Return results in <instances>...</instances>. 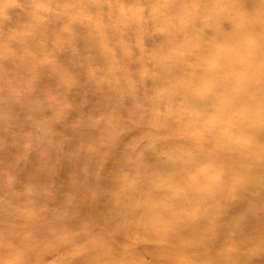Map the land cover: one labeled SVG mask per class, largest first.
Segmentation results:
<instances>
[{"label":"rangeland","instance_id":"374dc122","mask_svg":"<svg viewBox=\"0 0 264 264\" xmlns=\"http://www.w3.org/2000/svg\"><path fill=\"white\" fill-rule=\"evenodd\" d=\"M70 1L0 0V106L15 108L13 115L21 117L25 111L18 106L38 104L44 107L42 119L53 124L43 130L52 158L41 156V142L30 147L32 143L27 141L25 146L23 141V146H18L23 148L26 156L35 159V167L23 170L22 174L30 177L42 165L59 164L66 156L70 162V156L74 158L75 154L82 152H96V159L100 160L106 146L114 149L120 143H127L130 145L128 155L126 161L119 164L120 173L115 181V192L120 196L127 191V178L137 171L141 173L137 181L148 183L146 198L153 196L154 186L158 187L155 193L160 190L167 193L171 182L180 181L184 176L187 191L191 193L194 190L192 180L196 179L222 182V188H233L237 180L223 181L229 168L221 157L211 153L209 142L202 144L197 140L195 148L189 151L193 162L197 163L185 165L173 158L175 144L165 143L173 137L156 126L153 117L154 114L161 118L166 114L174 116L180 105V112L187 113L189 120L181 122L178 117L172 118V128L179 138L208 134L212 135L213 143L222 138V145L227 148H254L253 139L241 137L243 132L232 137L230 133L223 136L221 130L239 112H246V108L226 109L215 99L219 96L222 99L227 84L237 90L246 88L250 93H254V89L264 90L259 79L264 77V71L260 70L264 61L254 58L249 63L240 62L243 57L252 56L253 48L264 37V19L258 17L264 13L261 7L264 0H228L235 2L233 12L219 9L223 0H202V3L200 0V5L194 0H186L179 8H175L173 0H81L85 6L78 9L72 8ZM191 17H197L198 21L190 22L187 27L186 22ZM256 17L252 28H242L241 22L245 18ZM217 20L220 23L211 26ZM163 23L171 24V34L162 27ZM198 50L201 53L195 54ZM221 54L223 57L215 62ZM3 60L16 62L6 65ZM27 62L36 67L31 68ZM174 66L180 73L169 80L167 71ZM189 67L188 80L192 83L188 94L198 96V104L193 107L186 98L173 101L179 93L178 86L188 81L186 70ZM36 71L43 78L44 85L34 88ZM151 76L157 77L155 87L149 84ZM193 76H196L195 80ZM237 82L241 83L235 86ZM171 85L175 94L168 102ZM207 92H211L212 99L206 98ZM163 98L167 101L151 107L153 102H162ZM64 110L63 119L60 113ZM248 112L254 118L247 122V126L249 123L264 126V105L252 107ZM33 119L29 116L26 120ZM23 125L24 121H19V126L9 130L8 139L0 141V147H6L7 155H12V148L19 143L13 141L17 135L24 133L29 140L31 136L36 137ZM76 125H81V129L73 136L70 131ZM134 129L137 131L135 140L129 141ZM186 140L194 143L191 139ZM72 143H75L74 147H70ZM197 146H201V151ZM115 154L114 150L110 152L112 156ZM39 158L41 163L36 161ZM202 158L207 160L198 162ZM247 164L249 168L257 166L255 173L260 180L259 164L254 159ZM18 167L23 169L22 164ZM66 168L58 180L61 187L58 198L52 189L54 180L40 187L30 186L0 163L1 177L7 184L0 187V213H3L0 217V264H92V260L99 257L90 253L94 241L100 248L110 245L116 249V252H109L111 260L104 264H264V219L261 216L263 232L257 235L245 228L234 215H229L227 208L218 201L210 204L195 199L184 208L192 201V195L179 189L175 190V197L166 201L153 202L154 198L149 204L138 199L131 202L130 206L133 204L136 210L134 218L127 217L131 231H126L125 223L118 220L110 223L107 233L108 228L104 226H100L99 233L95 226L83 228L89 219L98 221L97 225L105 219L106 196L100 186H96L98 191H88L86 199L77 200L74 176L77 169L87 168L86 160L75 166V170ZM44 175L46 178L51 176L47 170ZM24 191L32 196L29 197L33 203L30 207L22 196ZM36 196L48 198L55 209H60L58 219L62 223L50 222L51 227L60 231L52 235L53 239H50V231L42 225L49 215L47 208L34 209L33 205L42 201ZM225 197L234 206L243 201L239 195L225 194ZM91 199L100 209L91 210ZM262 203L260 208L264 211V200ZM23 205L26 209L21 208ZM12 208L24 216V221L19 218L6 220ZM148 209L153 210V215L148 214ZM199 210L208 211L213 219H216V213L226 217L218 226L196 227L185 233L182 216ZM145 221H151L150 225L164 224L172 228L171 239L164 249L167 255L152 256L165 243L164 240L159 243L154 238L144 240L141 237L140 230ZM119 229L124 232L119 234ZM8 230L13 233L10 235ZM84 233L92 238L90 243L79 242L77 236ZM30 234L32 240L28 244L22 236ZM98 234L101 237H94ZM60 238L65 246L60 245ZM206 238L213 242H206ZM14 245H22L28 250L14 249ZM37 247H44L45 258L42 251L36 252ZM183 248L186 252L182 251ZM202 249L208 250L203 257ZM176 251L179 252L174 255ZM196 252L201 256L197 258Z\"/></svg>","mask_w":264,"mask_h":264},{"label":"bare ground","instance_id":"6f19581e","mask_svg":"<svg viewBox=\"0 0 264 264\" xmlns=\"http://www.w3.org/2000/svg\"><path fill=\"white\" fill-rule=\"evenodd\" d=\"M183 1L186 0H173V3L175 5V8H179L182 4ZM224 4H222L219 9H223V11L227 12H233L235 10V2H228V0H223ZM70 5L74 9H78L79 7L85 6L84 3L81 0H71ZM195 4L200 5V0H194ZM92 5V4H91ZM90 5V6H91ZM261 7L264 9V3L261 4ZM258 17H262L264 19V13L262 15H259ZM256 18H245L241 24L243 25L242 28L250 27L252 28L254 26V21H256ZM198 21L197 17H191L186 23L187 27L190 22H195ZM226 21H222L221 23H225ZM220 23L218 20L216 22H212L211 26H215L216 24ZM163 28H167V33L171 34L172 32H169V30L172 28L171 24L163 23L162 24ZM252 30V29H250ZM249 30V31H250ZM256 47L253 48V54L252 56L248 57L245 56L243 57L240 62H245L249 63L252 59L254 58H260L261 60L264 61V37L262 41L259 42ZM208 49V48H207ZM204 53L206 50H203ZM195 54H200L201 52L198 50V52H194ZM223 57V54L220 55V57L217 56L215 62H219L220 58ZM239 58V57H238ZM238 58H233L237 59ZM221 60H224L222 58ZM16 62V60L12 62H7L6 60H3V63L6 65H9L10 63ZM22 62V61H21ZM28 66L30 65L31 68L36 67V65L27 62ZM261 71H264V64L260 68ZM188 72L186 79L188 80V75L191 71V67L187 68L186 70ZM168 73L167 78L171 80L172 78L175 79V75L180 73L179 68L177 67H172L170 70L167 71ZM36 76V80L33 82L34 88L37 86H42L44 85L43 83V78L41 76H38L39 73L36 71L34 73ZM164 76V75H163ZM193 79H196V76H193ZM260 86L264 88V77H260ZM149 80V84L152 85L153 87L156 86L157 84V77L156 76H151ZM249 82V80H246ZM192 81L188 80L185 84L179 85V93L176 96V98L173 99L175 102H179L181 98H186V100L190 103V105L193 107L194 104L197 103L198 96L195 94H188V90L190 88ZM241 82H237L235 86H238ZM258 84V83H257ZM226 92L224 93L222 99L217 97L215 101L217 103L222 104V107L226 109H230L233 107H243L246 108L245 111L239 112L235 118L228 123L227 125L222 126L221 130L223 131V136L226 133H230L229 136L231 135L232 137H235L234 134L243 132V135H241L242 138L246 139H253L254 142V148L247 149L243 148L241 146H237L235 149L234 148H227L224 147L223 140L222 138H218L215 143H213L212 140V135L208 136H200L196 137L193 135L185 136L183 138H179L176 136V132L173 130V123H172V118L173 117H178L181 122L184 119H188V114L183 112H180V105L176 109V113L174 116H171L169 114L164 115L162 118L160 115L154 114V122L156 126H158L165 134L173 137V140L167 139L165 141L166 144H175L176 150L172 152V156L174 159H177L179 162H183L185 165H188L190 163L196 164L197 162H193V157L190 154V150L195 148V142L197 140H200L202 144H205L209 142V147L210 150L212 151L211 153L221 157L222 161L225 163V165L229 168V173L223 178L224 180L228 179H236L237 184L233 188H227L224 189L221 187L222 182L217 184L215 181H207V180H202V179H196L192 180V184H194V190L191 192L187 191L186 187V176L183 177L182 180L180 181H172L169 187H167L168 192L163 193V191L159 192H154L157 186H154L152 189L153 196L150 198L145 197V192L148 186L147 182H139L137 181V178L141 175L140 171H137L135 174L132 176H129L127 178L128 180L126 181V188L127 191L125 192L124 195L120 196L118 195L115 190L117 185L115 184V181L117 180V176L120 173L119 172V164L123 163L126 161V157L128 155L127 148L130 146L129 144H124L120 143L117 148L111 149L109 146H106L105 148V154L101 153V159L98 160L96 159V152L93 151H88V152H82V153H77L74 155V158L70 156V162H68L66 159H69V157L66 156L65 160L59 164H45L39 167L36 171L37 173L31 174L29 176H24L22 174V171L25 169H33L35 167V159L32 157H28L24 154L23 148L18 147L20 144L23 146V141L25 142V146L27 145V141L31 145L35 147L34 144L37 142H41V156L43 157H48L52 158V154L50 151L47 149V140L45 144V139H44V134L43 130H46L48 128V125H51V122H46L44 119H42V112L44 110L43 106H39L38 104H27L26 106H18L20 109L25 111L24 115L21 117H15L13 115V109L9 108H3L0 106V113L2 114V118L0 119V141H6L8 139V132L13 126H19V121H24V127L25 129L28 130L32 135L36 136L35 138L31 136V140H29L28 137L25 136L24 133H21L17 135L14 138V142L19 141L18 144L14 148H12L13 154H8L7 155V150L5 145L3 147H0V159H1V165L4 166V168H10L13 170V173H15L17 179H24L25 182H28L30 186H35V187H40L43 185H48L50 180H54V183L52 184V189L55 193V195L59 198L60 196L58 195L59 190H61V187L58 185V180L61 177V174L63 172H66L65 169L66 167L70 168H75L79 163L83 162L86 160L87 163V168L84 170L77 169L75 172L74 180H75V190L78 191L77 195V200H82L86 199L88 191L95 190L98 191V188L96 186H100L102 193L105 194V200L104 203L106 204V209H107V215L105 219L102 222H99L100 225L95 224L98 221H92L88 220L87 222L84 223L83 228H97L98 233L100 226H104L105 228L107 227L108 230L106 231L109 232L110 230V223L114 222L115 220L121 221L125 223V230L126 231H131L132 226L128 223L129 220L127 217H133L135 214V208L130 206L131 202L135 200H142L146 201L147 204H149L152 199L153 202H158V201H166L169 198L175 197V190L179 189L183 191L185 194H191L192 195V201L185 205L184 208H187L189 205L193 203L195 199H201L206 201L207 203H214L215 201H218L221 205L225 206L227 208V213L229 215H234V218L239 221L240 223L243 224V226L247 229L255 231L257 235H260L262 229L260 228L261 226V221H260V216L264 219V211L260 208V206L263 204L262 200H264V169L262 166H264V149L262 148L264 145V126H259L255 124H248L247 122L252 120L254 116L252 113H249L248 110L252 107L255 106H261L264 105V90H258L254 89V93L248 92V90L241 89L237 90L236 87H232L231 85L227 84L226 85ZM170 93L168 96V102L171 101V98L175 94V89L173 85L170 86ZM29 95H31V92H28ZM207 99H212L213 96L211 92H207L205 94ZM167 101V98H163L162 102L161 100H158L156 102H153V105L151 107H156L161 105ZM65 115V110L60 113V116ZM29 116H32L34 119L32 121L26 120L29 119ZM65 116L63 117V119ZM5 119V120H4ZM4 120V121H3ZM184 122V121H183ZM252 123V122H251ZM53 125V124H52ZM81 129V125H76L72 128L70 133L73 134V136L78 135ZM26 130V131H27ZM210 130H213V128L210 126ZM137 134V131L135 129L131 133L132 138L129 140H135V135ZM50 136H53L49 134ZM217 135L222 136V133H218ZM48 138V137H45ZM186 139H191L194 143L191 141H188ZM96 140V139H95ZM186 142L187 144H185ZM75 143H72V146L74 147ZM115 151V155H110L111 151ZM197 150L201 151V146H197ZM71 159L73 161L71 162ZM254 159L260 166L261 171H262V176H256V169L257 166H253L249 168L247 162ZM207 160L205 158H202L198 160V162ZM38 163H41V159H36ZM19 164H22L23 169H19ZM176 169V168H175ZM47 170L51 176L50 178H46L44 175V171ZM75 170V169H74ZM109 174V176H106ZM4 177H1L0 174V187L2 185H7L4 183ZM180 186V187H179ZM158 188V187H157ZM225 194H230V195H239L243 197V201L241 204H237L234 206L233 203H231L226 197ZM38 195H43V194H38ZM117 197L115 198V196ZM12 197L15 198V196L12 194ZM22 196L25 197L26 202L28 203V206L30 207V201L32 200L29 196L24 193H22ZM45 196V195H44ZM23 197V198H24ZM36 199L42 200L39 202L37 205H33L34 209H42L43 207H46L48 210L49 215L46 217V219L42 222V225L50 231V239H53L52 235H55L57 233H60L58 229H55L50 226V222L52 221H58L59 224L62 223L61 219H58L59 211L60 209H55L54 204H51L48 202V198L46 197H41V196H36ZM15 200V199H14ZM72 201H75L72 199ZM57 203H60L59 200ZM90 208L92 211H96L97 209H100V206H98L97 203H94L93 199L89 200ZM183 207V206H182ZM22 209H26V206L23 205L21 207ZM50 209H53L57 212H51ZM148 214L153 215V210L148 209ZM72 217L73 214L71 213ZM3 216V213H0V217ZM226 217L225 214L222 213H216V219H213L210 217V214L208 211H203L199 210L198 213L191 214L189 216H182L183 221L185 223L184 228H185V233H188L189 231L194 230L196 227H207V226H218V223L220 221H223V218ZM14 218H19L24 221V216L18 214L15 209H9V217L6 220L12 221ZM74 221H76V217H73ZM5 220V225H7V222ZM151 221H145L143 224H145L141 230H140V235L144 240H150L151 238H154L156 241L159 243H162L164 240L165 245L161 246L157 253L152 254V256H160L163 257L164 255H167L166 251L164 250L165 247L168 245V242L171 239V234H172V228L168 225L164 224H159L154 226V224H148ZM95 226V227H94ZM101 229V228H100ZM119 234H122L124 232V229L118 230ZM8 233L11 235L13 232L8 230ZM68 233V232H66ZM87 233V232H86ZM86 233L81 234L77 236L78 240L80 243H83L87 241L90 243L92 241V238L89 237ZM117 234V235H119ZM94 237H101L100 234L94 236ZM22 238L29 244L31 243L32 237L31 234L27 236H22ZM60 245L65 246L63 243L62 239L60 238ZM206 242L210 241L213 242L212 239L206 238ZM78 242V244H80ZM27 243H24L23 245L29 246ZM76 245V244H75ZM45 247V246H44ZM44 247L36 249V252L40 253L42 251L43 253V258L46 257V254L44 252ZM91 248V247H90ZM88 249V251L90 250ZM14 249H22V250H28L26 248H23L22 245H14ZM183 252H186V250L183 248ZM109 252H116V249L113 248L112 246H107L106 248H100L98 245H96V241H94V247L91 250V254L95 253L99 255V257H96L95 259L92 260V264H104V262H108L111 260V257L109 255ZM179 251L174 252V255H177ZM208 252L207 249H202V257ZM197 258L201 256V253L196 252ZM192 257L194 255L192 254Z\"/></svg>","mask_w":264,"mask_h":264}]
</instances>
